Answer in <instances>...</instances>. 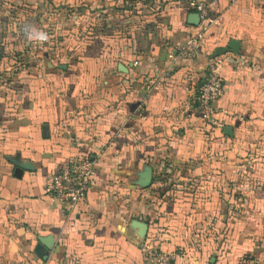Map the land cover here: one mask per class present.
Masks as SVG:
<instances>
[{"label":"crops","instance_id":"crops-1","mask_svg":"<svg viewBox=\"0 0 264 264\" xmlns=\"http://www.w3.org/2000/svg\"><path fill=\"white\" fill-rule=\"evenodd\" d=\"M0 8V264H146L142 244L264 264V0ZM218 57L214 125L197 94ZM76 156L95 174L71 209L45 185Z\"/></svg>","mask_w":264,"mask_h":264},{"label":"built area","instance_id":"built-area-1","mask_svg":"<svg viewBox=\"0 0 264 264\" xmlns=\"http://www.w3.org/2000/svg\"><path fill=\"white\" fill-rule=\"evenodd\" d=\"M204 23L214 21L206 11V5L199 2L195 5ZM198 39H187L179 49L184 52L188 47H198ZM223 59L210 60L206 66V74L197 94V110L206 123L217 125L219 121L214 115L212 104L218 99L222 90V78L219 69ZM10 75V74H9ZM11 77V76H9ZM95 174L94 162L88 156L73 157L45 185V191L61 201L66 207L75 208L85 200V194ZM146 264H175V254L156 249L149 244H142Z\"/></svg>","mask_w":264,"mask_h":264},{"label":"water","instance_id":"water-1","mask_svg":"<svg viewBox=\"0 0 264 264\" xmlns=\"http://www.w3.org/2000/svg\"><path fill=\"white\" fill-rule=\"evenodd\" d=\"M238 44H239L238 41H236V40H230V42L228 43L227 48L230 49V50H232L233 52H237V50H238L237 45ZM118 69L120 71H125L126 70L125 67L121 63L118 64Z\"/></svg>","mask_w":264,"mask_h":264},{"label":"trees","instance_id":"trees-1","mask_svg":"<svg viewBox=\"0 0 264 264\" xmlns=\"http://www.w3.org/2000/svg\"><path fill=\"white\" fill-rule=\"evenodd\" d=\"M11 6H15L16 5V3L15 2H12L11 4H10ZM18 5V4H17ZM20 54V53H19ZM10 61V63L8 64V66H11V65H17L18 64V62H20V61H26V59H24V56H20V57H18V55H16V56H14V58L13 57H10V58H8ZM8 73L10 74V71H8ZM9 77V76H8Z\"/></svg>","mask_w":264,"mask_h":264},{"label":"rangeland","instance_id":"rangeland-1","mask_svg":"<svg viewBox=\"0 0 264 264\" xmlns=\"http://www.w3.org/2000/svg\"><path fill=\"white\" fill-rule=\"evenodd\" d=\"M4 12L1 11V8H0V18L3 16Z\"/></svg>","mask_w":264,"mask_h":264}]
</instances>
